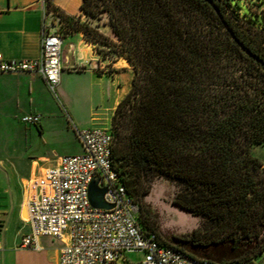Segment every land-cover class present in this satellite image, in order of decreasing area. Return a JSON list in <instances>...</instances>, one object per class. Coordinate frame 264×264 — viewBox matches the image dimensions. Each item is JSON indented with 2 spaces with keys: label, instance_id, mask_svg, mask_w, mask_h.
<instances>
[{
  "label": "trees",
  "instance_id": "1",
  "mask_svg": "<svg viewBox=\"0 0 264 264\" xmlns=\"http://www.w3.org/2000/svg\"><path fill=\"white\" fill-rule=\"evenodd\" d=\"M214 1L264 59L261 41L242 33ZM48 8L56 7L48 1ZM81 8L87 21L65 16L77 23L70 27L133 66L113 115V158L140 204L142 227L161 239L143 223L152 212L136 194L164 176L177 186L173 202L204 220L179 238L199 248L189 253L223 264L264 253V167L251 150L264 143V65L241 49L207 0H83ZM104 13L116 39L92 22Z\"/></svg>",
  "mask_w": 264,
  "mask_h": 264
},
{
  "label": "built area",
  "instance_id": "2",
  "mask_svg": "<svg viewBox=\"0 0 264 264\" xmlns=\"http://www.w3.org/2000/svg\"><path fill=\"white\" fill-rule=\"evenodd\" d=\"M39 54L32 58H8L0 52V73L40 74L55 92L63 71L62 48L65 39L61 27L67 14L47 8ZM42 115L22 116L37 123ZM82 151L66 153L28 180L31 189L27 220L31 229L20 242L24 248H39L42 235L63 241L59 264H118L128 253L144 257L139 264H223L193 256L174 243H163L155 231L139 222L140 204L128 191L114 165V135L106 127L80 128L74 125ZM107 189L104 198L110 208L91 203L92 181Z\"/></svg>",
  "mask_w": 264,
  "mask_h": 264
},
{
  "label": "rangeland",
  "instance_id": "3",
  "mask_svg": "<svg viewBox=\"0 0 264 264\" xmlns=\"http://www.w3.org/2000/svg\"><path fill=\"white\" fill-rule=\"evenodd\" d=\"M217 1L242 33L257 37L264 46V0ZM97 20L98 18L92 20L96 26H98L95 23ZM99 20L101 26L99 29L110 38L116 39L111 26L107 24L108 14L104 13ZM81 21L86 22L87 18H81ZM71 25L76 26V21L70 23L65 20L61 27L64 36L72 35L73 39V46H70V49L74 63L69 69L75 72L94 70L98 75L103 76L104 80L107 79L110 85L106 88V95L104 93L102 96L101 85L94 83L87 74L74 73L64 84L59 83L55 92L49 87L36 86L33 104L54 112L50 121L51 134L56 135L57 132L62 134L61 139L56 142L57 145L55 144L57 152L81 150V145L71 129L74 128V124L83 127L95 124L113 131V115L118 103L130 89L134 73L132 64L123 55L113 51L110 46L94 39L85 31L70 27ZM68 51V47L64 48L63 43V54ZM78 57L83 63H80ZM22 105L27 108V101H23ZM56 106H59L62 112L56 109ZM13 109L12 104L0 106V158L4 163V169L0 168L2 184L8 180L18 184L19 176L28 171L29 154L38 156L43 151V145L39 143L37 135L26 136L23 133V121L20 116L16 118ZM91 115L96 123H92ZM251 150L262 160L264 167V143L253 144ZM55 153L52 152L51 155ZM25 182L28 185V181ZM143 189L144 187L141 188L142 191ZM176 190L174 181L158 176L153 179L149 191L136 195L144 200L152 212L147 222L143 221L145 226L156 230L162 240L181 245L179 238L190 235L203 225L204 220L173 202ZM181 246L187 251L199 249L190 242ZM228 250V248H220L222 252ZM126 256V260L120 259L118 264H139L144 254L134 252ZM196 256L204 257L199 254ZM242 264H264V253Z\"/></svg>",
  "mask_w": 264,
  "mask_h": 264
},
{
  "label": "crops",
  "instance_id": "4",
  "mask_svg": "<svg viewBox=\"0 0 264 264\" xmlns=\"http://www.w3.org/2000/svg\"><path fill=\"white\" fill-rule=\"evenodd\" d=\"M48 1L56 8L63 10L67 16L81 15L86 17L81 5L83 0H0V52L8 58H32L39 54L42 28L46 15ZM100 26V20L97 22ZM72 35L64 39V48L69 51L63 54V71L60 76V84L68 81L74 73L87 74L92 81L102 87V96L107 93L108 80L98 75L94 70L82 72L71 71L74 59L70 46H73ZM63 49V48H62ZM80 60L81 58L78 57ZM83 63V60H80ZM70 82V81H69ZM41 85L48 87L45 79L37 73H0V106L12 104L16 118L29 113H40L41 119L37 123L23 121V133L26 136L37 135L38 141L43 145V151L38 156H28L30 164L28 171L19 176V183L8 180L2 184L0 180V264H59V256L63 241L50 235H42L39 240V248H24L20 246L22 237L31 229L27 220L28 199L31 189L25 182L32 176L39 175L44 168L53 165L58 157L66 153L57 152L55 144L62 137L61 132L51 134V120L53 113L50 109L34 105L35 88ZM101 96V97H102ZM102 99V98H101ZM23 101H27L28 107H23ZM55 109V108H54ZM60 112L59 106H56ZM92 123H96L91 115ZM68 123V121H67ZM102 127V126H79ZM75 137V130L71 128ZM79 141V139H78ZM80 143V141H79ZM81 145V143H80ZM82 151V145L81 150ZM56 152L55 155H51ZM3 160L0 158V168L4 169ZM27 214V215H26ZM258 259V258H257ZM258 261V260H257Z\"/></svg>",
  "mask_w": 264,
  "mask_h": 264
},
{
  "label": "water",
  "instance_id": "5",
  "mask_svg": "<svg viewBox=\"0 0 264 264\" xmlns=\"http://www.w3.org/2000/svg\"><path fill=\"white\" fill-rule=\"evenodd\" d=\"M212 7L215 9L217 12L218 16L221 18L223 21L226 29L229 31L231 34L232 38L235 40V42L241 47V49L247 53L250 57L255 59L256 61L260 62L261 64L264 65V59L260 57L258 54L253 52L236 34V32L230 27L228 21L225 19L220 7L216 4L214 0H207ZM107 189L105 187H100L98 185V181L94 180L91 182L90 187H89V197L91 200V203L94 206L97 207H104V208H110L112 204L108 203L104 195L106 193Z\"/></svg>",
  "mask_w": 264,
  "mask_h": 264
},
{
  "label": "bare ground",
  "instance_id": "6",
  "mask_svg": "<svg viewBox=\"0 0 264 264\" xmlns=\"http://www.w3.org/2000/svg\"><path fill=\"white\" fill-rule=\"evenodd\" d=\"M27 215V214H26Z\"/></svg>",
  "mask_w": 264,
  "mask_h": 264
}]
</instances>
